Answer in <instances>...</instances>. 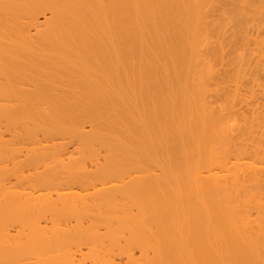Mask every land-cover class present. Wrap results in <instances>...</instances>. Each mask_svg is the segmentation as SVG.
<instances>
[{
	"label": "bare ground",
	"instance_id": "obj_1",
	"mask_svg": "<svg viewBox=\"0 0 264 264\" xmlns=\"http://www.w3.org/2000/svg\"><path fill=\"white\" fill-rule=\"evenodd\" d=\"M259 184L264 0H0V264H264Z\"/></svg>",
	"mask_w": 264,
	"mask_h": 264
},
{
	"label": "rangeland",
	"instance_id": "obj_2",
	"mask_svg": "<svg viewBox=\"0 0 264 264\" xmlns=\"http://www.w3.org/2000/svg\"><path fill=\"white\" fill-rule=\"evenodd\" d=\"M249 185H250V184H249ZM249 185H247V184H246V186L244 185V188H245V189H248V190H250L251 187H252V188L254 187L253 189H255V188L258 189V187H255L256 184H253L254 186H253V185H250L251 187H250ZM260 185H262V184H259V189H260V187H261ZM242 186H243V185H242ZM242 186H241V187H242ZM247 186H248L249 188H248ZM257 186H258V185H257ZM262 187H263V185H262ZM244 188H243V189H244ZM256 189H255V190H256ZM262 189L264 190V187H263ZM262 189H261V190H262ZM263 190H262V191H263ZM262 191H261V192H262ZM263 193H264V192H262L261 195H263V197H264V194H263ZM259 194H260V193H259ZM251 196L253 197V195H251ZM251 196H250V197H251ZM257 196L259 197V195H257ZM257 196H255V197H257ZM252 197H251V198H252ZM260 197H261V196H260ZM252 199H253V198H252ZM252 199H250V200H252ZM255 199H256V198H254L253 200H255ZM263 199H264V198H261V200H259V202L262 201ZM257 201H258V199H256V202H257ZM254 202H255V201H254ZM251 203L253 204V202H251ZM260 203H261V202H260ZM262 203H263V202H262ZM252 204H250V205H252ZM253 205H254V204H253ZM256 206H257V204H256ZM253 207H254V206H253ZM250 208H251V206H250ZM256 209H257V208H256ZM256 209H252V208H251V211H253V214L255 213L254 211H255ZM251 213H252V212H251ZM253 214H252V215H253ZM255 214H258L257 211H256ZM254 217L256 218V215H254L253 217L251 216V218L255 219ZM254 234H255V233H254ZM251 238H252V237H251Z\"/></svg>",
	"mask_w": 264,
	"mask_h": 264
}]
</instances>
